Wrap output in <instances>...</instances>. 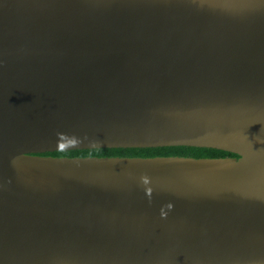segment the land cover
I'll list each match as a JSON object with an SVG mask.
<instances>
[{"label":"water","instance_id":"95a60500","mask_svg":"<svg viewBox=\"0 0 264 264\" xmlns=\"http://www.w3.org/2000/svg\"><path fill=\"white\" fill-rule=\"evenodd\" d=\"M0 264H264V0H0Z\"/></svg>","mask_w":264,"mask_h":264},{"label":"trees","instance_id":"16d2710c","mask_svg":"<svg viewBox=\"0 0 264 264\" xmlns=\"http://www.w3.org/2000/svg\"><path fill=\"white\" fill-rule=\"evenodd\" d=\"M44 156L69 158H155V157H187V158H239L229 153L208 149L193 148H140V149H95L46 153Z\"/></svg>","mask_w":264,"mask_h":264}]
</instances>
